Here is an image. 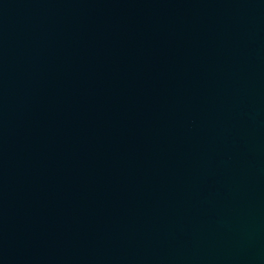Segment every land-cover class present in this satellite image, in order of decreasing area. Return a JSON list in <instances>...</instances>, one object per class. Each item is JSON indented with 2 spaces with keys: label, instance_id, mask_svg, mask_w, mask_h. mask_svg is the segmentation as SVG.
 <instances>
[{
  "label": "water",
  "instance_id": "water-1",
  "mask_svg": "<svg viewBox=\"0 0 264 264\" xmlns=\"http://www.w3.org/2000/svg\"><path fill=\"white\" fill-rule=\"evenodd\" d=\"M0 264H264V0H0Z\"/></svg>",
  "mask_w": 264,
  "mask_h": 264
}]
</instances>
